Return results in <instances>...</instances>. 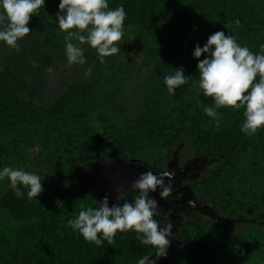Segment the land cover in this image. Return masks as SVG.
Masks as SVG:
<instances>
[{
	"label": "trees",
	"instance_id": "1",
	"mask_svg": "<svg viewBox=\"0 0 264 264\" xmlns=\"http://www.w3.org/2000/svg\"><path fill=\"white\" fill-rule=\"evenodd\" d=\"M107 2L110 9L123 5L126 12L124 36L116 45L119 53L135 42L152 62V70L134 88L137 112L126 116L127 108L118 100L123 86L109 90L104 77L71 85L53 108L38 104L37 95L23 85L0 84V171L24 170L29 158L25 147L37 145L27 170L35 168L30 173L43 180L49 177L42 180V194L32 199L23 186V198H17L8 178L0 180V264H138L145 255L156 264H264V128L244 134V108L218 109L217 128L204 112L214 106L212 98L185 97L184 85L170 95L164 83L165 76L181 67L185 76H199L195 47H203L217 31L260 54L264 0ZM59 3L45 0L31 17L29 35L49 31L65 39L67 33L57 21ZM120 64L114 57L110 66L126 75L133 60L128 71ZM115 73L109 68L110 76ZM180 139L191 150V156L182 152L181 157L205 167L178 174L194 204L165 220L173 232L166 257L157 258V249L142 244L135 231H118L112 245L104 241L97 246L68 225L81 210L97 207L105 195L110 201L109 186L92 174L93 163L143 156L156 172ZM119 187L135 194L133 199L138 195L131 185ZM160 191L150 196L162 208L167 199L160 203ZM128 201L121 197L119 204Z\"/></svg>",
	"mask_w": 264,
	"mask_h": 264
},
{
	"label": "clouds",
	"instance_id": "2",
	"mask_svg": "<svg viewBox=\"0 0 264 264\" xmlns=\"http://www.w3.org/2000/svg\"><path fill=\"white\" fill-rule=\"evenodd\" d=\"M44 6L45 0H0V42L20 51L17 42L32 32L28 27L31 17ZM125 18L123 5L110 9L107 0H60L57 21L59 28L67 33L68 65L86 63L80 47L85 43L97 51L101 64L106 62L104 58L119 53L121 49L116 45L124 36ZM193 55L198 60L199 87L205 97L214 100V106L205 107L204 112L215 121V126L219 128L221 123L218 109L244 108L241 131L254 135L264 128V44L260 45V54H254L247 46L238 44L233 35L217 31L209 36L203 47L196 45ZM202 56L205 58L201 59ZM91 72L89 67L85 75H91ZM188 77L182 67L165 76L169 94H175V89L186 84ZM174 174L166 171L158 176L146 171L131 185L138 192L131 202L110 206L105 195L97 202V207L81 210L77 218L68 221V225L97 246H102L104 241L112 245L118 231H135L142 244L157 249V258L166 257L172 224L161 226L155 219L159 214L158 203L150 193L161 189L160 197H168L172 185H166L165 178L171 180ZM4 178L10 181L17 198L24 195L20 186L28 189L29 199L43 192V179L35 173L4 167L0 171V180ZM151 257H141L138 264H156Z\"/></svg>",
	"mask_w": 264,
	"mask_h": 264
},
{
	"label": "rangeland",
	"instance_id": "3",
	"mask_svg": "<svg viewBox=\"0 0 264 264\" xmlns=\"http://www.w3.org/2000/svg\"><path fill=\"white\" fill-rule=\"evenodd\" d=\"M72 42L78 44L76 40ZM17 43L19 44L20 51H16L8 47L4 42H0V84L10 81L13 86L23 85L29 91L31 90L34 95H37V99L35 98V100L38 104L53 108L55 104L64 100L71 85L75 83L92 84L97 79L104 77L108 81L109 90H115L116 86H123L118 100L119 102L123 100L122 106L127 108L126 116H133L137 112V95L134 94V88L141 80V77L147 75L152 70V62L147 59L148 56L145 55L142 49H139L135 42H132L122 54L117 53L111 57L104 58L106 62L103 64L100 63L97 51L89 49L88 46L90 45L85 43L80 45V47L84 51L86 63L84 65L77 64L72 66L68 65L65 39L58 37L52 32H34ZM114 57L120 58V66L124 70L130 61L133 60L130 73L126 69L127 74L125 75L117 68H111L110 64ZM89 67L92 68V72L91 75L86 76L85 72ZM109 68L110 71L116 72L115 75L110 76ZM199 83V76L190 73L187 85L184 84V87L186 86L185 97L190 96L192 98V96H196L199 99L202 98L204 101H207V97L203 95V90L199 87ZM181 88H183L182 85L178 87V90L180 91ZM23 102L22 100L21 103ZM24 151L29 154L24 171L33 172L35 168L29 171L27 169L34 163L33 159H35L38 152V146H27ZM190 151V148L185 146L184 139L178 140L170 158L167 160L162 159L160 162L161 166L157 168L158 171L156 172L160 174L166 171L175 173L173 179L168 180L166 178L165 180L166 185H172V193L168 197H164L167 199V205H164L162 208L158 206L159 214L155 217L161 226L165 225L164 220L176 218L177 213L180 211L179 205L185 204L187 199L193 197L188 186L181 179L177 178L179 173L187 175L185 171L189 168V163L181 156L182 152L187 154L188 157L191 156ZM161 152L164 154L165 150ZM126 159L134 165H142L154 170L151 165L152 163L143 156H129ZM182 160L184 161L182 162ZM156 161L159 162L158 160ZM174 164L176 166L179 164L180 166H177L178 168L175 169ZM40 170L42 173L47 172V168H40ZM48 178L46 176L43 181ZM135 193H137V190ZM134 195L129 193L126 188L118 187L109 194V197L111 196L109 201L110 206L118 205L121 197L131 201ZM171 205L172 207L170 208ZM234 225L240 226L241 223L236 222Z\"/></svg>",
	"mask_w": 264,
	"mask_h": 264
},
{
	"label": "water",
	"instance_id": "4",
	"mask_svg": "<svg viewBox=\"0 0 264 264\" xmlns=\"http://www.w3.org/2000/svg\"><path fill=\"white\" fill-rule=\"evenodd\" d=\"M92 169V174L99 177L106 185H108L111 192L117 189L120 185H132L133 182L146 171H150L158 176L160 175V173L155 172L153 169L142 165H134L127 159L122 158L97 161L92 164ZM150 195H159L158 189L156 192L150 193ZM158 200L161 203L163 198L159 197Z\"/></svg>",
	"mask_w": 264,
	"mask_h": 264
},
{
	"label": "flooded vegetation",
	"instance_id": "5",
	"mask_svg": "<svg viewBox=\"0 0 264 264\" xmlns=\"http://www.w3.org/2000/svg\"><path fill=\"white\" fill-rule=\"evenodd\" d=\"M188 163H189V168L187 169V171H185L186 173H188L189 172V170H191V171H193V172H200L201 171V169L202 168H204L205 166H200V167H194V165H191V163L188 161ZM179 175H183V173H181V174H179ZM178 175V176H179ZM178 176H177V178H178ZM191 198V197H190ZM193 202H191L190 201V199L189 200H187L186 201V203L185 204H183L182 206H180V211L181 210H183L182 208H187V207H189V206H193ZM165 221V220H164ZM165 225H167L166 223H165ZM172 235H173V232H172Z\"/></svg>",
	"mask_w": 264,
	"mask_h": 264
}]
</instances>
